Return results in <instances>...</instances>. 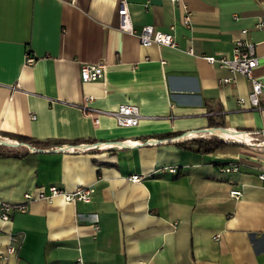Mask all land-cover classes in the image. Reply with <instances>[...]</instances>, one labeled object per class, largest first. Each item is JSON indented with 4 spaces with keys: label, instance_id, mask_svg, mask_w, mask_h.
<instances>
[{
    "label": "crops",
    "instance_id": "crops-1",
    "mask_svg": "<svg viewBox=\"0 0 264 264\" xmlns=\"http://www.w3.org/2000/svg\"><path fill=\"white\" fill-rule=\"evenodd\" d=\"M182 4L190 28L180 3L128 0L130 34L118 28L120 0H0V136L18 147L1 146L27 151L0 157V202L24 206L0 221V264H264V108L239 106L249 82L221 85L229 73L203 59L230 56L244 37L264 83V33L255 28L264 0ZM143 26L172 32L177 48L141 46ZM84 64H104L102 77L82 81ZM125 103L139 107L135 126L89 115ZM216 128L250 137L211 153L175 144ZM135 174L139 182L128 179ZM51 185L92 186L91 201L23 200ZM7 233L19 241L11 255Z\"/></svg>",
    "mask_w": 264,
    "mask_h": 264
},
{
    "label": "built area",
    "instance_id": "built-area-1",
    "mask_svg": "<svg viewBox=\"0 0 264 264\" xmlns=\"http://www.w3.org/2000/svg\"><path fill=\"white\" fill-rule=\"evenodd\" d=\"M173 3H180L183 9L182 24L190 28L192 25L191 13L187 10L186 6L182 4V0H170ZM119 24L118 28L124 32L133 34L135 30L130 21V15L128 10V0H120V6L118 9ZM255 28L264 33V19L258 20L255 24ZM247 30H242L241 33L246 34ZM140 44L143 47L150 45L168 46L171 48H177V43L174 35L170 31H161L153 26H143L137 34ZM255 45L245 39L244 37L236 38L232 40L231 55L225 56L209 55L204 56L203 59L210 65L217 66L226 70L229 75L219 80L221 85L234 84L237 76L244 77L250 84V91L246 97H238L236 102L239 106L247 102L251 108L262 109L264 108V83L257 80L253 76L254 69L259 64V58L255 53ZM187 52L193 54V49L188 48ZM34 58L30 55L24 56L25 64H32ZM105 69L104 64H84L80 69V79L82 81H94L102 77ZM89 115L94 117V122L98 123L99 116H111L117 124L122 127H132L138 124L142 117V114L138 106L131 104H120L117 110L107 111L98 108H89ZM34 118V116L32 117ZM216 138H219L215 136ZM222 139V138H219ZM226 140V139H223ZM3 146V145H2ZM236 170V167L232 168ZM166 170L169 173L176 174L177 169L175 167H167ZM261 180H264V174L259 175ZM128 179L132 182H139L141 177L138 175H131ZM93 193L92 186H80L72 191H66L58 186L51 185L46 189H40L36 194L24 193L22 195L23 200L26 202H33L43 200L51 202L54 198L60 197L62 200L68 203H89ZM242 195L240 189L234 188L229 192V196L232 198H239ZM24 210L23 205H14L0 202V221L2 223L7 222L10 216L16 212H22ZM94 229H98L95 226ZM6 254H14L17 251L19 241L17 237L12 233L6 235ZM73 264H87L82 260H78Z\"/></svg>",
    "mask_w": 264,
    "mask_h": 264
},
{
    "label": "trees",
    "instance_id": "trees-1",
    "mask_svg": "<svg viewBox=\"0 0 264 264\" xmlns=\"http://www.w3.org/2000/svg\"><path fill=\"white\" fill-rule=\"evenodd\" d=\"M166 136H170V134H167ZM0 140H5V139L0 138ZM16 140L19 142H23V143L34 145V146H39V145L49 146L50 144H53L56 146L61 145L60 141H47L45 143H42V142L34 141L29 138H24V137H18ZM0 144H2L6 148H17L18 147V144L15 142L12 144H5L4 142ZM175 144L176 146L184 150H189V151L196 152V153H211L215 151L217 148L232 144V142L228 143L226 141H223L222 139H217L215 137L207 138V137L201 136L197 138H191L185 141H177L175 142ZM26 154H27V151L25 150L5 149L2 146H0V157L7 156V157H13V158H21V157H24Z\"/></svg>",
    "mask_w": 264,
    "mask_h": 264
},
{
    "label": "bare ground",
    "instance_id": "bare-ground-1",
    "mask_svg": "<svg viewBox=\"0 0 264 264\" xmlns=\"http://www.w3.org/2000/svg\"><path fill=\"white\" fill-rule=\"evenodd\" d=\"M208 132L215 134V136H219L222 139L236 141V142H247L249 140L250 135L245 132H236L234 130H208ZM0 143H3V140H0ZM5 144H12L14 142L6 141ZM264 143V142H263Z\"/></svg>",
    "mask_w": 264,
    "mask_h": 264
},
{
    "label": "water",
    "instance_id": "water-1",
    "mask_svg": "<svg viewBox=\"0 0 264 264\" xmlns=\"http://www.w3.org/2000/svg\"><path fill=\"white\" fill-rule=\"evenodd\" d=\"M218 129H221V130H227V129H225V128H216V129H213V130H218ZM234 131H236V130H234ZM236 132H238V131H236ZM201 136H203V137H206V136H215V134H213V133H210V132H208V130L207 129H205V130H202V131H199V132H197V133H195V134H192L191 136L189 135V136H187V137H185V138H183V139H180V141H185V140H189V139H191V138H197V137H201ZM0 138L1 139H5L4 137H2V136H0ZM7 140V139H6ZM223 140V139H222ZM225 141V140H224ZM226 142H229V141H226ZM2 144H0V146H1ZM21 145V144H20ZM22 146H24V147H27V148H30L29 146H27V145H25V144H23Z\"/></svg>",
    "mask_w": 264,
    "mask_h": 264
}]
</instances>
